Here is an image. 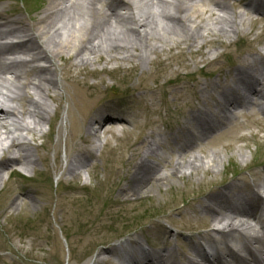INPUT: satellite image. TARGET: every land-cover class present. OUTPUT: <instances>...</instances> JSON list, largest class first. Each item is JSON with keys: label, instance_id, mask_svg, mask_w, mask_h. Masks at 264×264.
<instances>
[{"label": "rangeland", "instance_id": "374dc122", "mask_svg": "<svg viewBox=\"0 0 264 264\" xmlns=\"http://www.w3.org/2000/svg\"><path fill=\"white\" fill-rule=\"evenodd\" d=\"M43 2L0 0V6L13 17L29 20L42 14ZM98 7L103 12L100 4ZM233 9L242 10L238 6ZM215 33H204L203 38L190 44L175 39L172 43L176 47L167 51L163 46V51L151 52L146 64L132 57L108 58L103 53L84 64H77L72 55L68 61L59 59V65L65 67L57 73L59 108L56 100L49 99L51 124L42 126L41 135L26 134L31 146L42 143L47 149L36 153L30 148L33 156H38L32 168L25 170L19 164L0 168V264H94L96 257L108 256L101 253L107 248L129 251L135 246L132 240L156 249L144 238L154 236L157 225L176 232L172 220L182 211L189 212L190 205L195 208L212 188L226 185L236 172L248 178V168L264 167V113L255 106L248 107L254 115H243L250 113L246 107L229 108L232 118L223 120L226 126L220 130L195 132L200 121L196 117L186 120L196 108L211 113L213 118L219 114L221 96L215 90L230 82L227 73L231 75L233 69L264 53V15L246 14L235 38ZM236 38V46H227V40ZM204 41L212 44L205 45ZM165 75L174 79L164 83ZM74 80L92 85V96L88 97L92 106L106 105V112L119 115L121 120L104 123L95 134L89 132L86 122L81 137L68 142V107L77 120L82 117L62 88L71 87ZM207 83L214 87H205ZM209 93L214 95L213 100L207 99ZM141 99H146L147 108ZM71 128H76V122ZM186 128L195 136L188 135ZM224 129H228L227 135L246 134L238 142L248 143L247 149L243 145L239 148L245 154L243 161L239 156H234L236 162L229 160L228 154H235L236 149L223 148ZM183 142L193 144L182 151L178 145ZM147 147L155 156L145 155ZM43 152L46 160L39 159ZM178 154L196 156L194 163L198 166L191 175L172 179V162ZM84 157L89 158L73 173L65 171L70 162L75 165ZM144 157L166 178L134 193L127 188L136 164ZM211 158L214 170L202 175L199 165H206ZM177 165L187 173L184 163ZM189 233L184 231L182 239ZM169 240L172 245L176 243L173 237ZM110 259L117 262L113 255Z\"/></svg>", "mask_w": 264, "mask_h": 264}, {"label": "bare ground", "instance_id": "6f19581e", "mask_svg": "<svg viewBox=\"0 0 264 264\" xmlns=\"http://www.w3.org/2000/svg\"><path fill=\"white\" fill-rule=\"evenodd\" d=\"M44 1L42 14L29 20L21 16L13 17L0 6V168L10 164L23 165L25 170L32 168L31 164L38 160V156H33L30 148L33 147L36 153L47 149L43 148L42 143L31 146L26 134L37 132L41 135L42 126L51 124L49 113L53 108L49 99L56 100L59 108L57 73L65 68L59 65V59L68 61L72 55L77 64H84L103 53L108 58L113 55L120 60L132 57L146 64L151 52L163 51V46L167 51L176 47L172 43L175 39L179 43L190 44V41L203 38L204 33L215 32L225 38H235L246 14L264 15V1L261 0L251 3L246 0H108V8L101 0ZM97 4L104 7L103 12H100ZM234 6L242 10L234 12ZM9 38L20 41L17 44L2 43ZM237 40H227L226 44L236 46ZM209 43L203 42L205 45ZM7 54H12L14 58L7 60ZM24 55L26 59H21ZM40 62L47 65L40 66ZM227 76L230 82L215 90L221 96L218 104L221 112L213 118L211 113L196 108L191 117H186V120L196 117L200 121H197L195 132L224 128L226 125L222 121L232 118L233 111L231 114L229 108L236 110L253 105L257 111L264 113L261 101L264 100V53L233 69L231 75L228 72ZM164 77L167 80L164 83L174 79L172 76ZM71 84V87L65 85L62 88L74 109L81 111L82 117L77 120L68 107L70 112L67 115L71 122L66 134L68 142L81 137L86 122L89 132L95 134L104 123L121 120L119 115L106 112V105L92 106L88 98L92 96L91 84L75 80ZM205 87L213 88L214 85L207 83ZM206 97L214 99L211 93ZM140 103L148 107L146 99H141ZM216 103L219 101L216 100ZM52 116H55V112ZM73 122H76L74 130L71 128ZM93 124L97 127L94 128ZM227 130L222 131L226 138L222 146L236 149L235 154H228L229 160L236 162L233 158L239 156L243 161L245 154L240 147L243 145L247 149L248 143L238 142L246 134L232 132L227 135ZM186 131L188 135L195 136L193 130L186 128ZM192 144L183 142L178 148L185 151ZM254 150L260 152L256 148ZM145 155L155 156V153L147 147ZM177 156L172 162V179L183 178L197 170L198 165L194 163L196 156ZM85 158L89 157L78 159V162L74 160L75 165L70 162L65 166V171L73 173L86 162ZM39 159L46 160L45 152L40 154ZM146 161L144 157L136 164L127 188L129 191L137 193L151 182L156 184L166 178L164 174H158L156 164L151 166ZM212 161L211 158L206 165H199L202 175L214 170L213 163H210ZM178 163H184L187 173L179 170ZM237 163L239 166V161ZM248 169L249 183L248 178L236 172L226 185L212 188L195 208L190 205L189 212L182 211L179 218L172 220V224L178 228L176 232L171 233V229L157 225L158 232L144 238L147 244L150 242L156 249H149L140 241L132 240L135 246L129 251L107 248L101 253L108 256L96 257L94 264H264V167ZM207 183L204 179L203 184ZM184 231L190 233L182 239ZM169 237L174 238V245ZM112 255L117 259L116 263L110 259Z\"/></svg>", "mask_w": 264, "mask_h": 264}]
</instances>
